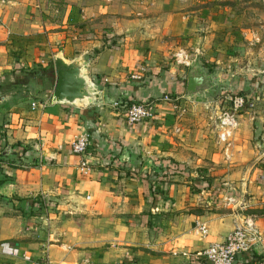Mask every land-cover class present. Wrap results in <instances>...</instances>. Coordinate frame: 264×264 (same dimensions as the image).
Segmentation results:
<instances>
[{
	"label": "crops",
	"instance_id": "1",
	"mask_svg": "<svg viewBox=\"0 0 264 264\" xmlns=\"http://www.w3.org/2000/svg\"><path fill=\"white\" fill-rule=\"evenodd\" d=\"M219 2L0 0V264H205L196 253L238 219L264 235V166L247 164L264 158V76L231 66L239 32ZM58 53L85 64L95 103L51 100ZM186 56L203 77L198 95L252 98L221 152L204 149L206 127L183 113L198 106L184 101ZM228 57L231 78L220 75ZM141 101L154 115L131 125L126 108ZM83 134L87 150L75 155L69 144ZM235 264L259 263L244 253Z\"/></svg>",
	"mask_w": 264,
	"mask_h": 264
},
{
	"label": "rangeland",
	"instance_id": "2",
	"mask_svg": "<svg viewBox=\"0 0 264 264\" xmlns=\"http://www.w3.org/2000/svg\"><path fill=\"white\" fill-rule=\"evenodd\" d=\"M218 1H220L219 3H222L224 6L227 7L228 14H229L227 16V20L231 23V27L236 26L235 30L239 32L235 34L237 35V38L240 39L239 40L240 45L238 46L241 49L240 50L241 53L239 55L237 51H234V56H233V57H237L239 55L237 59L239 61V64L231 65V66H233L234 70L239 69V73L241 74L239 76L240 77L243 76V78L248 74L250 76L256 75V74H261L264 76V73H261V71L264 70V0H218ZM231 12L233 13V16H231L232 14ZM241 14L243 15L242 18L240 17ZM236 15H239V16H237V19L231 22V18L233 19L234 16ZM242 28L250 29L249 34L247 35L246 33H244L241 30ZM233 43H230V44H233ZM231 51L232 49L230 48L229 52ZM249 52L254 53L253 58H248V56H246L247 53ZM197 54L199 53H196V55ZM172 58L174 61L177 59L175 55ZM191 62L192 61H189V63ZM228 62H234V61L233 59L228 57L227 60L224 62L225 65L221 66L220 75L226 74L231 78L233 74V70H231L228 67L227 65ZM262 85H264V83ZM238 92H233V93L236 94ZM230 93L231 92H226V91L224 93L223 91L222 92L220 91L211 92L208 90V92H206V95L209 97L208 99H205L203 96L198 95V93L187 95V97L184 98V101L185 100L191 101L193 100V98H195L196 101L198 102V106H195L193 103H191L189 107L183 105L182 108H185L186 112L184 111L183 113L186 117H188L187 118L188 121H191L193 127H197V129H199L200 127H206L205 131L202 129L203 134L206 135L205 136L206 139L207 137L210 138L211 143H212L211 145L209 144L208 146L204 147V149H206L207 152L208 151L210 153H214L215 151L221 152V144H219V141L217 138V131H215V128H217L216 126L218 123L219 114H221L225 110H230L231 108V103L227 99H225ZM251 99L252 98L250 96L247 97V100L250 102H251ZM248 108L249 107L244 108V111H247ZM258 124H260V119H258ZM261 132L262 131H260V127H256V134H257L258 140H260ZM223 143H226V142H223ZM258 158L254 159V161L253 160L249 161L247 164L250 165V167L252 165L253 167H255V165L264 166V158H260V159ZM212 177L217 178L218 176L208 175L205 178L207 181L209 180V183H210L212 180ZM263 178H264V174H262L260 179L256 178V180L263 181L264 183ZM241 185H242V188L243 186L246 187L247 180L245 178L242 179ZM241 189L238 188L239 192L241 193L239 194V198L242 199L243 196L246 194V191L243 189L241 190Z\"/></svg>",
	"mask_w": 264,
	"mask_h": 264
},
{
	"label": "built area",
	"instance_id": "3",
	"mask_svg": "<svg viewBox=\"0 0 264 264\" xmlns=\"http://www.w3.org/2000/svg\"><path fill=\"white\" fill-rule=\"evenodd\" d=\"M179 59V56H176ZM186 66L189 60L184 61ZM167 100L168 97L164 96ZM225 99L231 103L230 110H225L218 116L217 138L223 143L228 141L236 128V116L241 113L244 108L249 107L251 102L247 100L245 95L231 92ZM120 101H114L112 106L117 107ZM32 106L36 102L31 103ZM154 115L153 105L150 101H141L131 103L125 111V118L129 124H139ZM88 146V135L83 134L74 139L69 148L75 155L83 156ZM90 168V164L86 159H80L78 169L86 173ZM229 202H234V208L238 205L234 197H228ZM264 225V213L259 217ZM197 230L201 235L207 233V227L204 223L197 222ZM258 250V251H257ZM260 252V253H259ZM249 254L253 259H257L259 264H264V235L259 231L256 223L250 218L249 220L238 219L233 229L226 238L217 243H213L196 253V256L202 258L205 264H235L238 256L241 254ZM35 264H52L47 257L36 260Z\"/></svg>",
	"mask_w": 264,
	"mask_h": 264
},
{
	"label": "water",
	"instance_id": "4",
	"mask_svg": "<svg viewBox=\"0 0 264 264\" xmlns=\"http://www.w3.org/2000/svg\"><path fill=\"white\" fill-rule=\"evenodd\" d=\"M52 61L55 73L51 92L53 102L75 104L78 101H87L91 104L98 100L97 90L83 72L85 64L82 61H68L60 53L55 54ZM188 67L186 93L192 95L204 87V82L192 63Z\"/></svg>",
	"mask_w": 264,
	"mask_h": 264
},
{
	"label": "trees",
	"instance_id": "5",
	"mask_svg": "<svg viewBox=\"0 0 264 264\" xmlns=\"http://www.w3.org/2000/svg\"><path fill=\"white\" fill-rule=\"evenodd\" d=\"M175 169V168H174ZM263 180H264V178H263Z\"/></svg>",
	"mask_w": 264,
	"mask_h": 264
}]
</instances>
